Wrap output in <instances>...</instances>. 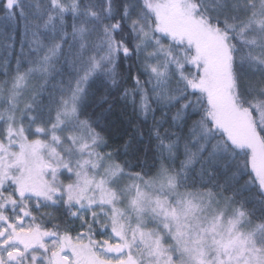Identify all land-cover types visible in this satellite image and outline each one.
<instances>
[{
	"label": "snow or ice",
	"instance_id": "1",
	"mask_svg": "<svg viewBox=\"0 0 264 264\" xmlns=\"http://www.w3.org/2000/svg\"><path fill=\"white\" fill-rule=\"evenodd\" d=\"M0 51V264H264V0H0Z\"/></svg>",
	"mask_w": 264,
	"mask_h": 264
},
{
	"label": "trees",
	"instance_id": "2",
	"mask_svg": "<svg viewBox=\"0 0 264 264\" xmlns=\"http://www.w3.org/2000/svg\"><path fill=\"white\" fill-rule=\"evenodd\" d=\"M19 31V34L17 35V41L21 40L23 38V35H22V27L18 30ZM15 34V33H14ZM27 50V49H25ZM20 52V45H19V42L16 43V46H15V49H14V54H18ZM3 52L0 51V58L3 57ZM11 59V57H9Z\"/></svg>",
	"mask_w": 264,
	"mask_h": 264
}]
</instances>
